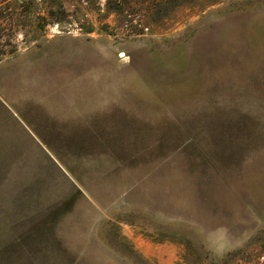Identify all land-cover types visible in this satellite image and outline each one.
Instances as JSON below:
<instances>
[{
	"label": "rangeland",
	"instance_id": "1",
	"mask_svg": "<svg viewBox=\"0 0 264 264\" xmlns=\"http://www.w3.org/2000/svg\"><path fill=\"white\" fill-rule=\"evenodd\" d=\"M0 264H264V0H0Z\"/></svg>",
	"mask_w": 264,
	"mask_h": 264
}]
</instances>
